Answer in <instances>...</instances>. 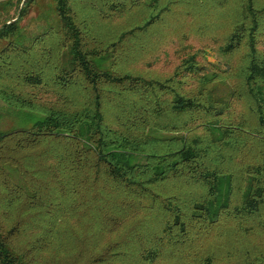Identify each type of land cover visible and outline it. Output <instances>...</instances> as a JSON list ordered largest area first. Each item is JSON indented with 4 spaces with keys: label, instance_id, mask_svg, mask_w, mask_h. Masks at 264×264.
Returning <instances> with one entry per match:
<instances>
[{
    "label": "trees",
    "instance_id": "16d2710c",
    "mask_svg": "<svg viewBox=\"0 0 264 264\" xmlns=\"http://www.w3.org/2000/svg\"><path fill=\"white\" fill-rule=\"evenodd\" d=\"M35 1H0L22 4L0 27V99L42 115L0 131V264H217L219 246L263 225L264 0H53L56 22L28 36L19 21ZM189 18L202 35L229 26L223 52L246 49L227 97V73L192 44L167 78L119 67ZM246 146L262 156L237 161Z\"/></svg>",
    "mask_w": 264,
    "mask_h": 264
},
{
    "label": "rangeland",
    "instance_id": "374dc122",
    "mask_svg": "<svg viewBox=\"0 0 264 264\" xmlns=\"http://www.w3.org/2000/svg\"><path fill=\"white\" fill-rule=\"evenodd\" d=\"M144 1L149 2L150 0ZM231 3L232 2L229 4ZM78 4H80V2ZM21 6L22 4L20 6H17L16 4L8 8L6 11H0V27L6 19L17 18ZM139 8L141 9L144 7H137L132 14L138 11ZM130 18L131 14L124 17H116L113 19L112 23L116 26V29H120L121 27H126L128 25ZM56 20L57 16L53 0H36L30 8L28 14L19 21V25L25 34L28 36H35L44 30L48 24L54 23ZM219 20V18L215 19V22ZM198 23L202 24L201 22ZM198 23L189 18L182 20V22L177 25H172L173 28H176L177 30V34H175V36H169L164 39V41L159 42V44L146 48V50L139 53L138 56L135 57L134 55V58H130V60L128 58L127 61L129 60V63H125V61L121 62L119 67L127 70L130 69L133 73L140 74L145 77L167 78L174 73L176 68L181 63V59L183 57L182 55L184 54V46L192 44L195 47L193 52L199 50L201 51L203 48L207 50H205L206 52L204 54L201 53L202 51L199 52L200 55L198 58L204 65L212 70L220 71L222 74L224 72L227 73V80L218 87L219 94L227 97L229 91H231L230 87L243 83L240 72L241 67L244 64L246 49L242 48L239 51L232 53L223 52L222 48L225 43L224 39L230 34L229 26H222L220 27L221 29L216 32L202 35L197 32L196 27H198ZM184 34L188 35V37ZM185 37L188 39L185 40ZM187 51L189 50L187 49ZM46 97L53 98L55 96L53 94H47ZM232 106V118L237 119L242 112L247 114L246 103L243 99H234ZM41 117V114H37L35 112L13 109L0 99V131L29 128L37 119H40ZM248 145L250 147L253 145L254 147L256 146L255 143H253V145L249 143ZM235 156L237 161H241L242 159L243 163H253L256 162L258 156H262V153H260L256 148L248 149L246 146L242 150L237 151ZM168 187L171 193L178 190V185H173L172 183L169 184ZM141 216H143L142 210L136 217L139 218ZM262 216L261 220L263 225H261L260 222H256V225L253 224L255 228L251 232L242 231V233L236 234L235 247L232 248L228 245L224 247L219 246V251L216 253L217 264H246L249 257L255 258L258 255H264V209ZM131 221V217H128L125 220V223L114 233V237L120 236L121 232H123ZM223 233L224 228L223 231L215 229V231L211 234V240L203 243L204 247H208L214 242L224 243L226 235L224 236ZM242 247L244 249H248V252L252 250L253 255H245V251Z\"/></svg>",
    "mask_w": 264,
    "mask_h": 264
}]
</instances>
